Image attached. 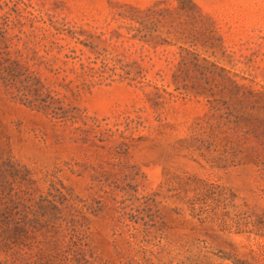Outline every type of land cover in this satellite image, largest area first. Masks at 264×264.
I'll list each match as a JSON object with an SVG mask.
<instances>
[{
    "label": "rangeland",
    "instance_id": "obj_1",
    "mask_svg": "<svg viewBox=\"0 0 264 264\" xmlns=\"http://www.w3.org/2000/svg\"><path fill=\"white\" fill-rule=\"evenodd\" d=\"M0 174V264H264V0H0Z\"/></svg>",
    "mask_w": 264,
    "mask_h": 264
},
{
    "label": "trees",
    "instance_id": "obj_2",
    "mask_svg": "<svg viewBox=\"0 0 264 264\" xmlns=\"http://www.w3.org/2000/svg\"><path fill=\"white\" fill-rule=\"evenodd\" d=\"M1 176V174H0ZM3 187L0 184V194L3 192ZM11 213L8 214V212H5L0 209V235H5L10 232L11 229H15L16 227H11L13 218L10 216Z\"/></svg>",
    "mask_w": 264,
    "mask_h": 264
}]
</instances>
